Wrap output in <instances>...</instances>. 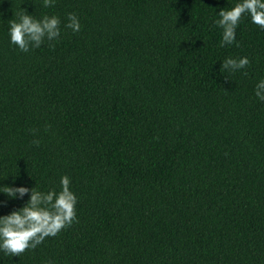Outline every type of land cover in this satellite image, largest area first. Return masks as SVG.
Returning a JSON list of instances; mask_svg holds the SVG:
<instances>
[{"label": "trees", "instance_id": "obj_1", "mask_svg": "<svg viewBox=\"0 0 264 264\" xmlns=\"http://www.w3.org/2000/svg\"><path fill=\"white\" fill-rule=\"evenodd\" d=\"M231 2L0 0V183L67 173L78 196L71 225L5 264H264V29L244 17L220 46ZM18 7L60 17L53 47L9 43ZM27 195L0 193V214Z\"/></svg>", "mask_w": 264, "mask_h": 264}, {"label": "clouds", "instance_id": "obj_2", "mask_svg": "<svg viewBox=\"0 0 264 264\" xmlns=\"http://www.w3.org/2000/svg\"><path fill=\"white\" fill-rule=\"evenodd\" d=\"M54 3L55 0H41L43 8ZM31 13L18 7L14 16L12 14V18L7 19L9 43L23 52L38 48L44 42L53 47L61 36L60 17L48 12L38 17ZM244 17L264 29V0H232L230 6L216 10L212 23L220 30V46L238 45L236 31ZM63 27L78 32L81 28L78 15L75 12L66 13ZM249 62L247 55L226 56L221 60L220 68L235 72ZM253 91L258 100L264 101V77L256 81ZM32 143L39 144L40 141L34 138ZM70 185L71 179L67 173L60 175L58 187L46 190L35 184L29 187L25 184L0 183V193L10 199H22L28 194L20 207L0 214V264H5V257L20 256L26 249H34L45 237L55 236L77 219L78 196ZM6 203V200L0 201V205ZM42 264H53V261L45 260Z\"/></svg>", "mask_w": 264, "mask_h": 264}]
</instances>
